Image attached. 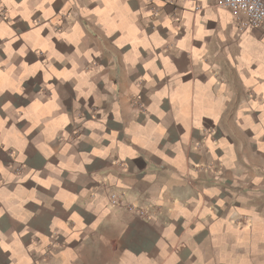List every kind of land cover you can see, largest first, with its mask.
Masks as SVG:
<instances>
[{
    "label": "crops",
    "instance_id": "1",
    "mask_svg": "<svg viewBox=\"0 0 264 264\" xmlns=\"http://www.w3.org/2000/svg\"><path fill=\"white\" fill-rule=\"evenodd\" d=\"M216 1L0 0V264H264V27Z\"/></svg>",
    "mask_w": 264,
    "mask_h": 264
},
{
    "label": "built area",
    "instance_id": "2",
    "mask_svg": "<svg viewBox=\"0 0 264 264\" xmlns=\"http://www.w3.org/2000/svg\"><path fill=\"white\" fill-rule=\"evenodd\" d=\"M216 5L229 10L241 30L247 27H264V0H217ZM109 198L113 205L121 203L118 195L110 194ZM127 208L143 219L149 217L142 208L130 204Z\"/></svg>",
    "mask_w": 264,
    "mask_h": 264
}]
</instances>
